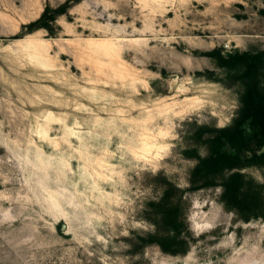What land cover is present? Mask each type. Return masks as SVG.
<instances>
[{"label":"rangeland","instance_id":"1","mask_svg":"<svg viewBox=\"0 0 264 264\" xmlns=\"http://www.w3.org/2000/svg\"><path fill=\"white\" fill-rule=\"evenodd\" d=\"M65 1L0 0V264H264V219L190 189L184 154L236 116L239 75L209 53L264 51V0H71L24 34ZM145 134L165 147L145 157ZM166 181L184 254L143 241Z\"/></svg>","mask_w":264,"mask_h":264},{"label":"trees","instance_id":"2","mask_svg":"<svg viewBox=\"0 0 264 264\" xmlns=\"http://www.w3.org/2000/svg\"><path fill=\"white\" fill-rule=\"evenodd\" d=\"M71 6V0L55 8L46 6L37 20L22 26L24 34L44 29L53 35V23ZM209 55L218 66L237 71L242 92L231 125L201 127L196 147L184 152L197 161L190 173V189L221 186V201L241 220L264 219V185L243 172L249 167L264 168V51H236L225 56L218 49ZM199 147L206 149V155L199 153ZM181 201V191L166 181L161 199L149 204L157 233L143 239L146 244H158L171 254L187 252Z\"/></svg>","mask_w":264,"mask_h":264},{"label":"bare ground","instance_id":"3","mask_svg":"<svg viewBox=\"0 0 264 264\" xmlns=\"http://www.w3.org/2000/svg\"><path fill=\"white\" fill-rule=\"evenodd\" d=\"M58 45L57 43H53V46ZM62 46V45H61ZM148 134H145L143 137V141L142 143V147H141V151L142 155L146 156H151L153 154V152L155 151L156 153H158L160 151V149L164 148L165 146L163 145H158L157 144V137L158 135H154L153 136H147Z\"/></svg>","mask_w":264,"mask_h":264},{"label":"water","instance_id":"4","mask_svg":"<svg viewBox=\"0 0 264 264\" xmlns=\"http://www.w3.org/2000/svg\"><path fill=\"white\" fill-rule=\"evenodd\" d=\"M63 228H64V226H63Z\"/></svg>","mask_w":264,"mask_h":264}]
</instances>
